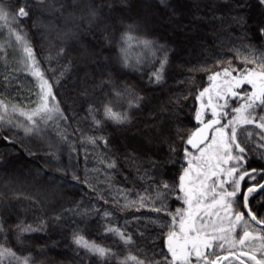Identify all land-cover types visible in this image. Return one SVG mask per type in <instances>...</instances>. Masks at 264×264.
Masks as SVG:
<instances>
[{"label":"snow or ice","instance_id":"1","mask_svg":"<svg viewBox=\"0 0 264 264\" xmlns=\"http://www.w3.org/2000/svg\"><path fill=\"white\" fill-rule=\"evenodd\" d=\"M130 7L0 0V126L39 139L45 167L95 194L65 202L59 184L5 174L0 264H51L27 235L50 229H68L80 264H264V163H252L264 161V0H194L199 59L172 80L186 87L150 108L131 75L166 84L174 48ZM20 73L33 78L26 100L10 91ZM22 201L44 215L13 224Z\"/></svg>","mask_w":264,"mask_h":264},{"label":"trees","instance_id":"2","mask_svg":"<svg viewBox=\"0 0 264 264\" xmlns=\"http://www.w3.org/2000/svg\"><path fill=\"white\" fill-rule=\"evenodd\" d=\"M194 0H169V3L176 9L177 16L170 21L169 16L172 8L165 7L160 0H130L131 7L128 14L133 17L141 18L154 31L162 42L170 44L174 51L171 54L172 66L167 73V83L164 85H147L145 76L143 80L140 79L139 74H132L131 79L145 84L144 91L146 93L147 104L146 108H150L159 101L167 100L170 93L178 88H185V84H173V78H182L188 75L186 70L181 67L189 62L195 63L198 59V49L194 47L198 42L196 36L203 35L202 28H191L188 25ZM255 3V0H253ZM253 16L259 15V9L253 8L251 10ZM182 21L180 24L178 22ZM191 28V30H189ZM91 38H89L90 40ZM38 41V37H36ZM11 51V50H10ZM31 76L25 73L19 74V82L15 83L10 91L14 94L17 100H26L29 95ZM206 82V78H205ZM185 104H191L192 99L184 101ZM147 116L139 114L136 120H144ZM181 119L188 122L189 117L181 115ZM135 122V121H134ZM15 133V135H13ZM5 135H12L11 141L3 139ZM54 135V133H53ZM116 136H120L119 130ZM134 139L129 136V142ZM28 149H32L34 154H29ZM46 145L42 144L39 139L28 138L24 136L22 130L9 129L7 126H0V181L5 178V174L15 176L20 180H27L35 183L56 185L59 184L66 194V201L71 199H83L85 203L90 199H94L95 194L89 192L86 185L74 181L71 172L64 175L55 170L54 167H45V162L51 157L45 155ZM65 163L68 161L67 154L63 155ZM253 166H259L264 161L254 160ZM79 174L83 175L84 162L83 154H81L80 163L77 166ZM91 167V162L89 163ZM42 170V171H41ZM39 173V175H37ZM120 179V177H117ZM64 181V183H60ZM102 203V202H101ZM107 207V205H105ZM130 214V213H129ZM44 213L39 206L33 208L28 206V201H22L14 212L10 215V221L15 224L19 221L26 220L28 223H33L38 217L43 216ZM124 215V214H121ZM140 223H147L141 221ZM32 240L30 246L34 249L37 246H45L46 256L42 257L51 264H80L79 260L75 258L73 249L75 245L71 243V238L68 229H50L47 232H33L30 234ZM91 238L97 239L98 234L95 231L91 232ZM85 264L87 262L85 261Z\"/></svg>","mask_w":264,"mask_h":264},{"label":"rangeland","instance_id":"3","mask_svg":"<svg viewBox=\"0 0 264 264\" xmlns=\"http://www.w3.org/2000/svg\"><path fill=\"white\" fill-rule=\"evenodd\" d=\"M29 85H30V86H29L30 88L33 86V78H32V77L30 78V83H29Z\"/></svg>","mask_w":264,"mask_h":264}]
</instances>
